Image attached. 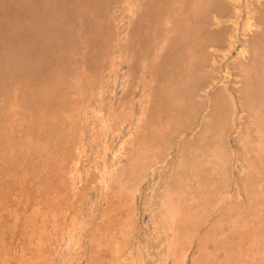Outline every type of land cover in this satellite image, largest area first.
I'll use <instances>...</instances> for the list:
<instances>
[{
  "label": "rangeland",
  "instance_id": "rangeland-1",
  "mask_svg": "<svg viewBox=\"0 0 264 264\" xmlns=\"http://www.w3.org/2000/svg\"><path fill=\"white\" fill-rule=\"evenodd\" d=\"M0 264H264V0H0Z\"/></svg>",
  "mask_w": 264,
  "mask_h": 264
}]
</instances>
